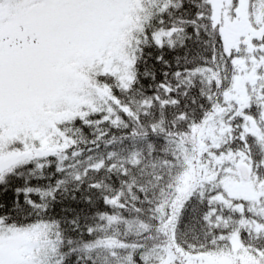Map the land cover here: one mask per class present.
Wrapping results in <instances>:
<instances>
[{
  "label": "snow or ice",
  "instance_id": "snow-or-ice-1",
  "mask_svg": "<svg viewBox=\"0 0 264 264\" xmlns=\"http://www.w3.org/2000/svg\"><path fill=\"white\" fill-rule=\"evenodd\" d=\"M0 264H264V0H0Z\"/></svg>",
  "mask_w": 264,
  "mask_h": 264
}]
</instances>
